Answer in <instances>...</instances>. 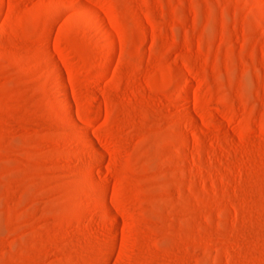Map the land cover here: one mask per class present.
I'll return each instance as SVG.
<instances>
[{
    "label": "rangeland",
    "instance_id": "1",
    "mask_svg": "<svg viewBox=\"0 0 264 264\" xmlns=\"http://www.w3.org/2000/svg\"><path fill=\"white\" fill-rule=\"evenodd\" d=\"M0 264H264V0H0Z\"/></svg>",
    "mask_w": 264,
    "mask_h": 264
},
{
    "label": "bare ground",
    "instance_id": "2",
    "mask_svg": "<svg viewBox=\"0 0 264 264\" xmlns=\"http://www.w3.org/2000/svg\"><path fill=\"white\" fill-rule=\"evenodd\" d=\"M263 4V3H262Z\"/></svg>",
    "mask_w": 264,
    "mask_h": 264
}]
</instances>
